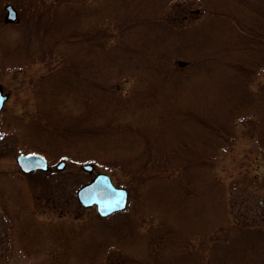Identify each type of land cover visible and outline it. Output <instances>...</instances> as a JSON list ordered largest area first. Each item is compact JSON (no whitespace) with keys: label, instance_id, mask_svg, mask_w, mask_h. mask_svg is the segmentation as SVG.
Returning a JSON list of instances; mask_svg holds the SVG:
<instances>
[{"label":"rangeland","instance_id":"rangeland-1","mask_svg":"<svg viewBox=\"0 0 264 264\" xmlns=\"http://www.w3.org/2000/svg\"><path fill=\"white\" fill-rule=\"evenodd\" d=\"M0 87V264H124L163 245L204 263L213 240L223 264H264V0H0ZM122 119L164 122L149 131L166 129L151 145L166 157L142 178L84 170L103 144L90 130L142 149ZM32 150L48 170H20ZM96 171L127 188L126 214L77 201Z\"/></svg>","mask_w":264,"mask_h":264},{"label":"trees","instance_id":"trees-1","mask_svg":"<svg viewBox=\"0 0 264 264\" xmlns=\"http://www.w3.org/2000/svg\"><path fill=\"white\" fill-rule=\"evenodd\" d=\"M183 63V62H181ZM71 98L72 95H71ZM92 100L89 99L88 101H85L83 106H85V104L87 102H91ZM117 101V100H116ZM120 102V103H119ZM122 101H120L118 99L117 101V106H115V108L117 110H123V106H119ZM121 112H117V114L119 115ZM85 119L82 118L80 119L81 121H84ZM140 124L136 125L137 128L131 126V125H127L123 119L121 122V127L119 128L120 132H131L134 136V138L131 137H127V140L129 141L127 143L128 146H132V145H141L142 149H136L135 151H133L132 153H130L131 149L128 150H124V151H118L117 148L123 144V140L120 138H109L108 135L112 134L114 132L118 131V126L116 125V127H111L109 128V125H107L108 130L104 129L103 131L99 129H93L90 130L89 132H93V133H99L96 134L99 136H103V139L101 140V142L103 141V144L101 147L97 146L99 153H93V152H87L81 155V158H85L87 157L86 160H88L93 166L94 168H99V169H105V170H112V169H117L119 168L118 166H121L122 169L126 170V171H133L132 175L137 176V177H143L141 172H145L147 170L146 166L147 164H151L154 165L155 164V156L154 154L156 153H160L161 155H164L165 152L161 151H165L166 149H162L160 150L159 147L157 146L156 148L158 149H154L152 151V144H156L160 143V140L163 141V137H165L166 132L164 133V131L166 129H163V131L159 134H154L152 132L149 131L150 127L152 126H159L161 128H164L166 126V124L164 122H160V121H155L156 124L154 123H150L148 121H143L140 120ZM113 126V125H112ZM86 130L83 128L82 132H81V136L83 135H89V136H96L94 134H90L88 132H85ZM109 133V134H108ZM163 136V137H162ZM159 141V142H158ZM83 149H88L86 147H83ZM86 151V150H85ZM80 157V156H79ZM164 157H166L164 155ZM169 162H171V158L168 160ZM109 162H114V163H109ZM157 162V160H156ZM119 164V165H118ZM134 164H137V167H134ZM175 166V165H174ZM156 167V166H155ZM153 168V167H152ZM174 167H168L167 165L164 166V168H160V169H164V170H170L173 169ZM159 169V168H158ZM126 214V210H122V211H117V212H113L112 214H110L109 216L106 217H99L98 219H112V218H117L120 217L122 215ZM240 223V222H239ZM249 227V226H248ZM91 236H88L87 239L83 242V246L84 249L82 252V254H84V251L88 250V245H92L95 244L97 245V243L95 241H93V238H90ZM162 239V238H161ZM186 238L183 240V242H185ZM50 241V240H48ZM217 244L216 240H213V243L210 245V249H211V255L209 258H207L204 263L203 261V254L201 252H197L192 250H185V251H179L178 253H169L166 252V250H164V245L163 248L160 247L161 249L159 250H153V255L149 256L150 251H148V255H146L143 258H139L137 260H129L128 262L124 263V264H223L224 260H226L227 258H224L223 256L225 255L226 257H229L228 252L226 251L227 248L222 247V250H220V247L215 246ZM101 249V247H100ZM229 252L232 251L230 249H228ZM221 253V255L217 256V253ZM244 251H242L240 253V260L242 258H247L249 259L250 257V253H248V256L245 255L243 253ZM196 253V254H195ZM198 254V255H197ZM231 255H233V251L231 252ZM264 261V260H262Z\"/></svg>","mask_w":264,"mask_h":264},{"label":"water","instance_id":"water-1","mask_svg":"<svg viewBox=\"0 0 264 264\" xmlns=\"http://www.w3.org/2000/svg\"><path fill=\"white\" fill-rule=\"evenodd\" d=\"M5 8L7 10V18L13 20L16 16L14 8L10 5H7ZM7 98L8 93L3 92L0 88V110ZM15 159L24 172L36 169L47 170L49 167L46 156L37 151L20 152L16 154ZM64 165L65 162L60 161L56 167L61 169ZM83 168L91 171L93 167L89 164H84ZM75 196L84 206L95 204L97 212L105 216L126 207L128 190L124 186L116 185L108 173L97 172L89 181L77 187Z\"/></svg>","mask_w":264,"mask_h":264}]
</instances>
